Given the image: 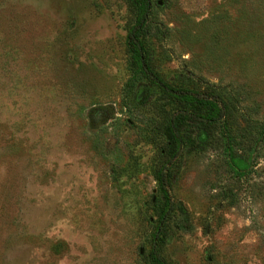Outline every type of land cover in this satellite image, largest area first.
<instances>
[{"label": "rangeland", "instance_id": "374dc122", "mask_svg": "<svg viewBox=\"0 0 264 264\" xmlns=\"http://www.w3.org/2000/svg\"><path fill=\"white\" fill-rule=\"evenodd\" d=\"M149 1L151 67L216 85L234 140L168 144L130 0H0V264H264V0Z\"/></svg>", "mask_w": 264, "mask_h": 264}, {"label": "trees", "instance_id": "16d2710c", "mask_svg": "<svg viewBox=\"0 0 264 264\" xmlns=\"http://www.w3.org/2000/svg\"><path fill=\"white\" fill-rule=\"evenodd\" d=\"M130 1L136 6V8L142 10L143 15L138 19L137 23L129 33V50L133 57L137 60L140 72L153 84L157 85L167 96H169V98L175 100L179 105L170 117L168 144L175 145L178 153L180 149H184L187 144L193 142L191 130L200 129L201 134L199 137L201 140H206L208 138V129L215 128L216 126L222 127L221 139L225 143H228L232 140V138L234 140V137L230 134V130L227 127V122L225 120L223 121L224 116L226 119L227 115H230L232 103L230 105L225 99L224 94L220 90L213 88V86L216 87V85L208 83V80L202 75L189 72L190 78L193 81L206 86L207 89L200 91L183 85L173 86L151 67L148 61V51L145 49L140 35L147 24L150 1ZM233 106L235 107V105ZM227 147L229 148L228 144ZM164 167L165 165L156 175L167 203V207L161 217V230L167 223L169 216L173 211V206L168 192L169 178L166 173L167 168L165 167L164 169ZM149 258L155 264H168L156 247L153 248Z\"/></svg>", "mask_w": 264, "mask_h": 264}, {"label": "water", "instance_id": "95a60500", "mask_svg": "<svg viewBox=\"0 0 264 264\" xmlns=\"http://www.w3.org/2000/svg\"><path fill=\"white\" fill-rule=\"evenodd\" d=\"M157 2H158V4H162L161 0H158ZM141 251H143V248L141 249Z\"/></svg>", "mask_w": 264, "mask_h": 264}]
</instances>
